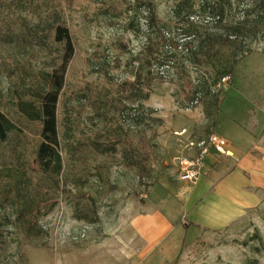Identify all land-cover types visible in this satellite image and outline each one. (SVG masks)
I'll list each match as a JSON object with an SVG mask.
<instances>
[{"label": "rangeland", "instance_id": "374dc122", "mask_svg": "<svg viewBox=\"0 0 264 264\" xmlns=\"http://www.w3.org/2000/svg\"><path fill=\"white\" fill-rule=\"evenodd\" d=\"M151 1L171 36L181 39L188 29L223 31L211 11L218 0H191L193 14L184 20L174 15L177 0ZM226 1L221 2L223 23L247 16L243 11L252 4ZM134 3L0 0V111L18 127L0 145V264H264V209H252L222 230L172 232L152 250L130 225L144 212L148 185L178 172L179 159L186 157L189 141L200 131L206 135L213 129L218 135L216 124L222 130L228 122L262 125L264 26L245 38L250 51L231 76L222 69L232 47L197 70L186 58L182 61L193 77L205 70L216 81L212 88L220 93V122L212 121L216 107L207 99L184 107L180 66L165 68L166 78L140 85L149 92L141 120L140 109L128 108L137 106V98H128L129 84L145 42L142 27L136 32L128 27L132 13H139ZM60 20L71 35L73 54L57 103L63 169L54 183L35 160L40 123L26 119L16 103L34 100L36 91L47 88V73L60 67L62 45L52 28ZM147 69L143 67V75ZM97 135L103 144L114 143L115 150L96 151L92 141ZM143 144L149 174L139 183L137 166L127 165L122 154L131 147L141 152Z\"/></svg>", "mask_w": 264, "mask_h": 264}, {"label": "trees", "instance_id": "16d2710c", "mask_svg": "<svg viewBox=\"0 0 264 264\" xmlns=\"http://www.w3.org/2000/svg\"><path fill=\"white\" fill-rule=\"evenodd\" d=\"M218 1L215 6H212L211 11L217 17L214 22L218 23L223 31H201L198 29L192 31L188 29L181 33L182 37L179 39L171 36L170 30L161 25L151 0H135L134 4L137 5L139 13H132L133 18L128 21V27L134 32L142 27L145 42L140 55V61L142 62H140L134 73V81L129 84L128 98L132 101L137 98V106L128 108L129 110L131 108L140 109L138 118L141 120L145 118L143 111L141 112V109H144L142 103L148 99L149 92L148 87L140 85L144 83L148 86L156 77L166 78L165 68L175 69L180 66V78L183 80L181 89L185 100L184 107H193V103L200 98L207 99L211 105L216 107L211 116L212 121L215 122V115L220 102L219 91L215 92L212 88L216 81L211 82L209 72L205 70H201L199 74L193 77L188 69L182 65L183 59L186 58L195 69L197 67L203 68L205 64L211 63L220 56L222 51L232 47L229 64L225 69H222V74L231 76L236 63L250 51L249 45H247L249 42H246V47L244 46L245 38L250 36L249 33L255 35L258 27L264 26V0H250L252 4L248 5L249 8L243 11V14L246 13L247 16H242V19L228 23H223L224 5L221 2L224 0ZM226 2L230 4L229 0ZM108 7H111V5H108ZM214 7L217 10H214ZM106 10H109V8ZM191 10V0H177L173 12L175 16H179L184 20L189 16L191 17L193 14ZM135 18L138 19V25L134 23ZM139 19L143 21L140 23ZM52 26L55 32V40L62 45L61 65L58 69L47 73V88L36 91L33 94L34 100H19L16 106L26 119L40 123V142L36 150L35 160L45 176L51 178L54 183H58L57 177L60 175L63 165L58 150L57 103L64 83L65 69L73 54V42L63 21L52 23ZM251 29L252 32H250ZM144 66L148 68L146 75L142 73ZM153 67L159 69L155 73L156 75L151 71ZM148 110L151 113L154 111L153 109ZM151 120L162 123V119L159 117H152ZM16 130H18L17 125L5 113L0 111V145L8 139L11 132ZM92 144L95 150L102 154L115 150L114 143L103 144L102 135H97ZM146 147L143 144L141 152L131 147L124 150L122 154L127 165L137 166L139 183H142V179L149 174L147 165L149 153ZM185 228L187 227L185 226Z\"/></svg>", "mask_w": 264, "mask_h": 264}, {"label": "crops", "instance_id": "0c3cea01", "mask_svg": "<svg viewBox=\"0 0 264 264\" xmlns=\"http://www.w3.org/2000/svg\"><path fill=\"white\" fill-rule=\"evenodd\" d=\"M224 129L216 124L218 135L229 143L231 155L210 150L195 181L181 180L178 172H169L167 179L148 187L144 212L130 223L147 249L155 248L172 232L222 230L242 221L248 211L264 209V122L249 127L228 122ZM211 132L214 130L206 135L200 131L188 144ZM195 153L196 147L191 145L184 155Z\"/></svg>", "mask_w": 264, "mask_h": 264}, {"label": "built area", "instance_id": "2783aa9c", "mask_svg": "<svg viewBox=\"0 0 264 264\" xmlns=\"http://www.w3.org/2000/svg\"><path fill=\"white\" fill-rule=\"evenodd\" d=\"M224 81L225 77L222 78ZM196 147L194 156L181 157L178 162V176L181 180L195 181L204 166V157L210 152L215 151L225 156L231 155L228 141L216 133H209L204 138L190 142Z\"/></svg>", "mask_w": 264, "mask_h": 264}]
</instances>
